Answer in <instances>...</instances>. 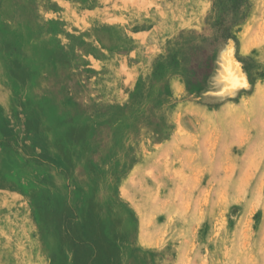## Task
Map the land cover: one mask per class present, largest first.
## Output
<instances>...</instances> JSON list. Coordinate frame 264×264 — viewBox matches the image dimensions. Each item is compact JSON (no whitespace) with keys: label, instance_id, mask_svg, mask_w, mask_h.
<instances>
[{"label":"rangeland","instance_id":"rangeland-1","mask_svg":"<svg viewBox=\"0 0 264 264\" xmlns=\"http://www.w3.org/2000/svg\"><path fill=\"white\" fill-rule=\"evenodd\" d=\"M0 264H264V0H0Z\"/></svg>","mask_w":264,"mask_h":264}]
</instances>
